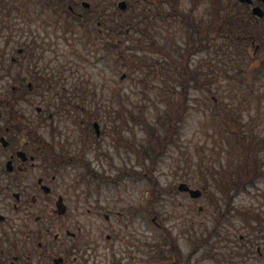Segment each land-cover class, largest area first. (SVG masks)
Masks as SVG:
<instances>
[{
	"label": "rangeland",
	"instance_id": "rangeland-1",
	"mask_svg": "<svg viewBox=\"0 0 264 264\" xmlns=\"http://www.w3.org/2000/svg\"><path fill=\"white\" fill-rule=\"evenodd\" d=\"M106 1L112 0H104V3ZM128 2L131 3L129 0ZM207 2L208 0H203L193 11L196 21L202 24L209 19L206 12ZM236 5L237 8L227 14L229 21H232L230 24L235 25L238 22L235 17L239 15L238 9L241 7L240 4ZM179 6L184 11L189 10L190 0H181ZM157 8L154 3L140 2L138 5H129L126 10L116 14L121 29L118 35H111L118 38L115 40V51L124 48L134 60H141V65L129 66L128 63L123 64V59L120 60L119 57L116 61L109 57L103 48L105 39L111 38L108 35H105L106 38H99V44L95 47L93 43L82 41V37L74 35L73 32L58 28L55 26L56 22L33 15L37 13L33 8L20 10L9 7L4 14L9 15L8 23L11 28L2 26L3 29L0 30V52L4 53L5 63L12 55H21L15 72L21 67L22 74L27 78L26 84L28 81L36 83L30 78L33 71L31 64H36V70L43 78L41 80L38 76L41 85H32L28 93L22 94L21 90L15 89L19 93L12 95L10 87L15 83L14 77L4 75L0 80L1 97L8 96L12 100L19 116H22L20 122L27 125L31 122L30 130L33 129L38 134L34 137L41 138L52 149L59 152L64 148L69 153H76L81 148V143L87 149H98L97 154L92 151L85 152L86 156L79 154L82 160L77 162L96 167L104 174L122 177L119 187H116L117 193L107 189L104 195L117 194L124 197L123 199L133 203L130 207L134 208L140 206L142 200L144 202L153 193L150 179L132 172L141 170V165L137 161L136 153L123 144L131 142L135 146L136 140L140 142L145 137L144 131L132 120L130 113H136L144 106L148 120L153 121L154 104L163 106L161 92L165 90L172 94V91L181 89V84L174 76H169L164 63L168 60L167 53L176 54L179 46H185L187 26L171 16H164L169 10L158 15ZM115 9L117 8L113 6L107 8L108 11ZM2 16L0 9V18ZM104 22L111 24L113 21L106 19ZM133 23L136 27H133ZM227 30L229 26L223 29ZM214 32L215 28L211 26L209 33L212 38L210 37L209 42H203L202 47L196 49L199 51L191 55L190 64L202 72L198 75L200 84L188 87V107L177 142L171 143L166 153L158 157L152 167L153 178L158 180V184L154 193L157 196L150 204L164 222L165 228L176 237L181 251L179 262L171 257L165 259V248H172L167 241L166 232L151 221L153 215L151 219L145 220V215L140 211L132 224L135 232L141 234L142 240L147 239L150 244L163 240V246L159 244L156 249L163 248L164 251L157 252L159 257H151L149 261L139 253V260L135 261L138 263L135 264H264V223L260 232L263 236L252 241L254 231L236 210L256 207L264 211L262 179L250 186L248 191H241L234 197L232 204L236 208L231 209L228 217L223 219L217 234L212 233L208 241L200 246L196 243L192 245L190 241L199 235L208 236L215 225L217 209L210 196L218 199L222 207L226 204L209 170L213 167L219 169L220 163L225 166L229 163V145L227 139L221 137V131L234 143L233 169L236 164L243 162L242 155H238L236 150L235 133L224 122L225 113L229 110L231 117L243 124L247 134L256 133L258 139H264V77L254 78L251 72L247 74L245 61L240 60L234 45L226 37ZM33 38L39 40L41 45L35 49L33 59L29 61L27 53H18L17 49ZM153 39L162 52L141 47ZM40 50H44L43 53ZM158 62L161 73H152V64ZM239 69L247 75L241 74ZM165 81L170 86L167 87ZM14 86L18 88L17 84ZM60 102H63L62 108L57 106ZM38 107L42 110L38 111ZM54 109V117L43 122L50 113L48 110ZM80 109H84L86 115ZM8 116L9 113L2 107L0 130ZM94 121L99 123L100 135L96 134ZM9 128L10 132L13 131L11 126ZM119 128H122L121 132H118ZM3 154L4 150L0 149V160L4 159ZM258 155L264 169V148L259 150ZM70 157L74 159V156H66L65 160L56 156L62 163L69 162ZM76 169L75 166L68 167L71 173L77 171ZM122 172L124 173L121 176ZM202 173L210 178L207 188L204 187ZM182 181L193 188H200L202 195L194 199L187 192L180 191L178 184ZM19 217L24 222L25 215L20 214ZM89 219L91 217H88L86 225L90 242L88 245L89 248L96 249L102 241L96 230V221L91 223ZM253 242L262 250L261 255L256 252H251L248 256L244 254L246 245L254 251ZM145 248L146 254L153 256L155 247ZM88 253L92 251L89 250ZM108 260L109 257L102 252H94L89 262L98 264L102 261V264H108ZM125 262L132 264L127 259Z\"/></svg>",
	"mask_w": 264,
	"mask_h": 264
},
{
	"label": "flooded vegetation",
	"instance_id": "flooded-vegetation-1",
	"mask_svg": "<svg viewBox=\"0 0 264 264\" xmlns=\"http://www.w3.org/2000/svg\"><path fill=\"white\" fill-rule=\"evenodd\" d=\"M119 1L1 0L0 9L4 14L9 7L33 8L37 11L33 15L56 22L55 26L64 31L82 38L89 34L102 37V23L117 13V9L108 11L107 8L116 7ZM240 3L245 13L235 15L236 25L228 24L227 38L240 60L245 61L247 71L254 78L264 77V13H253L255 6H260L264 12V0ZM48 117L51 119L54 114L50 112ZM10 122L12 119H5L2 128L8 141L3 142L0 134V149L4 150V159L0 160V264H93L89 260L94 252L107 255L108 264H127L126 259L132 264L138 263L135 261L139 260V253L146 261L159 257L157 252L164 250L156 248L159 244L163 246L164 241L150 244L147 239L142 240V235L132 226L141 211L145 220L151 219L153 213L151 221L164 230V222L151 207L150 196L134 208L124 197L104 195L107 189L117 193L116 187L123 178L102 174L96 167H88L72 157L63 163L56 158L86 156L85 152L90 151L97 154L98 149H87L81 143L75 154L65 149L55 150L45 158V144L41 145L40 139H34L30 134L24 136L17 129L10 132ZM70 166H75L77 171L69 172ZM20 214L25 215L24 222H21ZM88 217H91V223L96 221L102 241L96 249L88 245ZM146 246L155 247L153 256L146 254ZM89 250L92 253L89 254Z\"/></svg>",
	"mask_w": 264,
	"mask_h": 264
},
{
	"label": "trees",
	"instance_id": "trees-1",
	"mask_svg": "<svg viewBox=\"0 0 264 264\" xmlns=\"http://www.w3.org/2000/svg\"><path fill=\"white\" fill-rule=\"evenodd\" d=\"M202 1L203 0H190V9L184 11L179 6L181 0H167L169 11L166 12L164 16H171L175 20H178L179 22L184 23L187 26V38L185 41V46H179L178 50H176V54L171 55L170 53H167L168 60L164 63L166 71L169 72V76H174V79L181 84V89L178 91H175L173 89L174 91L172 92L174 93L172 94H169L165 90L161 92L160 100L163 102V106H158V104L156 103L154 104L153 121L148 120L144 106L140 109V111L136 113H130L132 120H134L135 123L138 124L144 131L145 137L141 138L140 142L136 140L137 145L135 146H133L131 142H123V144L126 145V148H131L136 153L137 161L141 165V170H133L132 172L137 174L138 176L145 175L151 181L150 189L153 193L151 201H154V198L157 196L154 193L158 184V180L153 178L152 167L154 166V164H156V160L158 159V157L166 153L170 144L177 142V137L180 132V126L184 119L183 117L187 112V99H189L188 87H191L196 83L200 84L198 75L202 72V70L190 64L191 55L193 52L199 51L196 49H200L203 42H209V39L211 37L209 28L211 26H214L215 33L217 35H221L223 33V28L229 22L227 14L229 12H233L231 11V8L233 7L229 6V4H227L224 0H209L208 6L206 7V12L208 14V21L210 22V24H208V21L202 24V22L200 21L197 22L196 18L193 15V11L196 7H198V5H200ZM104 26L105 29H108V31L110 30V34L118 33L117 30L119 29L117 28L118 25H116V23H104ZM117 39V37L105 39L104 49L106 51V54L114 61L117 60V57H119L120 60L123 59L122 63H128L129 66H131L132 64L141 65V63L143 62H141L140 60V63L139 61L134 60L125 52V50H123L124 48H120L119 50L115 51V48L117 46L115 40ZM35 42L36 40L33 39V41L25 47V50L27 51V57L30 59L29 61H32L33 54L36 51L34 50L37 46V43ZM141 47H146L152 49L153 51L162 52L161 50H159L160 46L155 39L150 41L147 45L142 44ZM0 53V80L4 75H12L15 80L14 84H17L18 88H16L14 84H12L10 87L11 94L15 95L19 93L15 89L21 90L22 94L28 93V91H30V88L25 82L27 78L22 74L21 67L15 72L18 67L17 61H13L11 58H9L7 63H5L4 53ZM159 61H161V59H159ZM31 66L33 71L31 72L32 76L30 78L33 81H36V83L32 84L33 87H36L37 85H41L42 83L39 80V77L41 78V80L43 78L37 72L36 64H31ZM150 71L152 73L160 74V62L153 63ZM240 73L242 74V70H240ZM166 82L167 81H165V83ZM168 86L170 85L167 82V87ZM1 95L2 93L0 92V105L5 106L11 117L17 121L20 116L18 114V110H16L15 108V104H13L12 100L8 98V96L1 97ZM7 102H10L11 104ZM71 104L72 103L70 102V105ZM62 105L63 102L57 104V106H59L60 108H62ZM48 107L50 106L48 105ZM224 118L226 127L231 132L235 133V142L237 145L236 150L238 155H242L243 162L236 164L233 169L234 143L231 141L230 137H228L227 135L224 136L225 133L221 131V137L226 138L229 145L227 148L229 163L228 166L220 163L219 169L213 167L209 170L210 176L215 181L216 187L221 190L220 193L222 195V200L226 201V204L224 207H222L218 199L216 200L213 196H210L213 204L217 209V214L215 216V225L213 229L209 231L208 236L199 235L196 238L190 239L191 244L196 243L197 246L202 245L204 241H208V239L212 236V233L215 232L217 234L218 226L222 223L223 219L228 217L227 214L231 213V209L236 208L232 204L234 197L241 191H248L249 186L255 185L257 179H264L263 162L260 160L258 155L259 150L264 148V139H258L256 133L247 134L243 129V124L239 123L238 119L234 120L231 117V112H229V110L225 113ZM19 121L20 119L17 121V126L22 128V126H20L21 122ZM26 128H29V126H26ZM121 131L122 128H119L118 132ZM43 143L45 144L44 154L46 157H50L54 149H52L50 145H47L45 142ZM79 156L80 155H75L74 160L81 161L82 159ZM146 159L149 161L147 162ZM87 166L89 167L90 165ZM101 173L104 174L103 172ZM123 173L124 172L121 173V176ZM202 176L204 187L207 188L210 178L205 176L203 173ZM261 194L264 195V191H262ZM236 210L237 213L246 220L249 228L254 231L252 232V241L260 239L261 236H263V234H260V232L262 231V224L264 223V211H261L256 207L245 208L243 210L237 208ZM253 222L255 224H253ZM164 231L166 232L167 241H169L172 247L171 249H167L168 252L166 258L169 259L171 257L179 262L181 251L179 249V245H177V239L173 236L172 232L168 228L164 227ZM253 243L252 244L254 245V251L249 245H246V252L244 254L248 256L251 252H256L258 255H261V253H263L262 250L255 244V242ZM239 246L242 247L241 245Z\"/></svg>",
	"mask_w": 264,
	"mask_h": 264
},
{
	"label": "water",
	"instance_id": "water-1",
	"mask_svg": "<svg viewBox=\"0 0 264 264\" xmlns=\"http://www.w3.org/2000/svg\"><path fill=\"white\" fill-rule=\"evenodd\" d=\"M120 7L124 9L126 7V2L125 1L120 2ZM254 13H256L258 15H262L263 14L262 10L259 7L254 8ZM19 51H21V50H19ZM0 118H1V110H0ZM95 128L97 129V133H99V127H98V124L97 123H95ZM178 188L181 191H189L190 194H191V196L192 197H195V198L196 197H200L201 194H202V191L200 189H198V188H191V187H189L187 185V183H184V182L180 183L179 186H178Z\"/></svg>",
	"mask_w": 264,
	"mask_h": 264
}]
</instances>
